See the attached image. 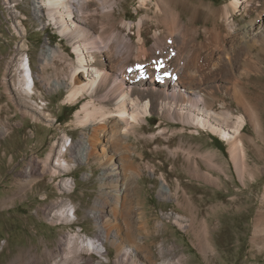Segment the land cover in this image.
<instances>
[{
  "label": "rangeland",
  "instance_id": "1",
  "mask_svg": "<svg viewBox=\"0 0 264 264\" xmlns=\"http://www.w3.org/2000/svg\"><path fill=\"white\" fill-rule=\"evenodd\" d=\"M201 1L221 7L231 0ZM254 2L257 6L251 15L245 14L240 3L235 24L236 19L248 24L257 16L264 0ZM117 12L134 23L133 39L135 23L151 14L141 0H121ZM189 14L187 9L182 12L188 24ZM205 18L197 12L192 22L201 33L202 57L207 69L216 68L223 78H209L202 92L218 84L220 95L238 113L242 108L232 97L236 86L253 111L252 118L246 115L239 135L240 152L232 155L229 140L218 133L155 111L140 122L138 130L123 134L113 129L119 120L112 112L106 128L98 132L107 145L106 158L114 155L117 169L116 175H107L101 165L83 160L72 147L82 131H93L81 112L90 97L68 98V82L77 64L73 47L55 25H43L36 19L31 0H0V126L9 128L0 134V264H119L114 260V246L107 245L108 252L100 256L86 247L68 251L60 243L74 232L80 242L87 243L97 230L92 212L99 211L107 214L110 223L114 213L128 214V221L122 216L116 224L122 234L129 230L132 241L126 246L134 248L142 264H264V54L258 71L244 70L243 49L229 56L215 49L212 36L203 33ZM237 28L226 39L228 45L240 38L243 30ZM163 30L153 18L143 19L146 46L154 43V33ZM47 38L51 45L63 48L64 54H54L47 61L42 73L48 86L35 76L37 92L31 100L44 113L35 119L24 113L21 100L11 89V73L23 40L29 47L34 74L41 73L39 52ZM167 86L160 85V89L170 90ZM94 100L93 106L102 103ZM214 104L219 109L217 100ZM64 137L68 145L61 149L69 169L54 164ZM64 180L70 182V190L63 188ZM162 182L167 191L161 190ZM64 203L69 204L70 214L75 210L77 219L65 221L57 216Z\"/></svg>",
  "mask_w": 264,
  "mask_h": 264
},
{
  "label": "bare ground",
  "instance_id": "2",
  "mask_svg": "<svg viewBox=\"0 0 264 264\" xmlns=\"http://www.w3.org/2000/svg\"><path fill=\"white\" fill-rule=\"evenodd\" d=\"M4 1L9 3V0ZM242 1L231 0L221 7H211L201 0H141L151 14L144 15L135 23L136 39H133L131 34L134 23L117 15L121 0H31L36 19L43 25H55L60 35L67 38L76 54L77 64L74 65L68 82V98L76 99L81 95L90 97V100L83 104L81 112H84L82 120L84 123L88 122L93 131L90 134L82 131L81 137L72 145L78 149L82 159L97 162L104 174L116 175L117 169L112 162L114 155L106 158L107 145L98 137L99 130L106 128L108 114L112 112L116 113L119 120L113 128L117 132L127 134L138 130L140 122L148 120L147 115L155 111L162 117L175 116L183 124L218 133L229 140L232 155H235V151L240 147L239 135L244 128L245 117L247 115L252 118L253 111L243 100L246 99L245 95L236 86L232 87V97L242 108L238 113H234L225 101V96L220 95L221 88L218 84L210 91L202 92L201 88L209 78L219 80L223 77L216 68L207 69L202 57L204 46L202 41L198 40L201 33L192 22L197 12L206 16L203 33L206 35L209 32L215 49L228 53V56L243 49V69L247 71L252 68L258 71L259 59L264 54V5L248 24L238 19L235 24V15L240 3H243L245 14L249 15L257 6L255 0ZM249 4L254 5L248 8ZM182 9L190 12V24L183 19ZM44 17L47 18L46 21L43 19L45 22L42 21ZM245 17L243 13L242 20ZM147 18H153L164 28L162 33H154L155 41L149 47L146 46L141 32L143 19ZM18 24L21 25L19 19ZM239 26L243 30L240 38L234 39L228 45L226 39L232 36ZM175 36H178V39ZM28 49V44L23 40L19 44L18 57L12 68L10 86L16 98L21 100L24 113L39 119L44 113L31 100L32 95L37 92L35 76L43 85L48 86L42 73L44 67L54 54H64V49L59 45H51L50 39L47 38L39 52L41 73L36 74L33 72ZM25 55L29 60L28 64L24 62ZM160 85L167 88L169 85L171 89L161 90ZM9 97L13 99L11 95ZM94 99L102 103L93 106V103H96ZM216 100L219 109L214 107ZM103 101H106V104H103ZM8 129L0 126V134L6 133ZM66 139L68 138L64 137L54 158L57 168L69 169L61 149L65 147L66 150ZM50 147L45 165L49 164L54 143ZM32 160L35 162V159ZM51 171L56 173L57 169ZM33 172L34 168L28 171L29 174ZM63 188H72L68 180L63 181ZM161 190H168L166 183L162 182ZM68 205L64 203L57 216L65 221L77 219L75 210L72 209L70 214ZM92 216L97 229L94 235L90 236L86 243L83 239L79 241L78 233H69L65 241L60 242L66 244L68 251L71 249L77 252L81 247H86L87 250L102 256L108 252L107 245H110L116 249L114 260L119 264H142L138 261L134 248L126 246L127 241H132L129 230L122 234L116 224L122 216L128 221V214L114 213L111 223L104 211L92 212ZM104 258L108 259L107 256ZM88 261L92 262L90 258Z\"/></svg>",
  "mask_w": 264,
  "mask_h": 264
}]
</instances>
